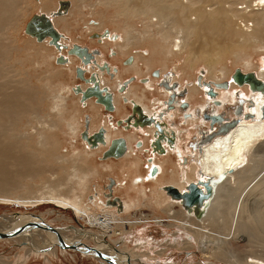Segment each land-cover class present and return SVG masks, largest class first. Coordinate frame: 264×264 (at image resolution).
Masks as SVG:
<instances>
[{"label":"bare ground","instance_id":"1","mask_svg":"<svg viewBox=\"0 0 264 264\" xmlns=\"http://www.w3.org/2000/svg\"><path fill=\"white\" fill-rule=\"evenodd\" d=\"M55 1L57 5L54 4ZM37 2L44 5V8L47 4L55 6L46 12L34 14L27 22L25 32L27 27L35 37L28 35L37 42L46 43L56 57L59 55L55 57L57 63H62L64 67L75 65L74 76L77 74L79 78L81 71L82 74L87 72L82 70L81 66L90 65L94 54L69 35L79 31L81 22H87L85 19L88 15L92 18L87 19L89 33L102 30L108 21L101 13L100 7H115L116 13L110 22L121 21L122 26H116V29L113 27L115 30H106L103 34L95 33L92 37L101 39L109 34L103 38L106 49H113L114 52L116 49L118 54L116 60L111 59L112 61L107 59V56H97L99 64L95 63L97 65L95 68L99 71L91 73L94 77L88 79L82 75L83 87L79 86L81 84L71 86L73 90L71 93L74 99H77L80 115L74 114L79 111L73 104L70 105L67 100L63 102L68 97L62 92L51 94L55 101L53 109L63 114L73 112L74 115L64 118L66 124L73 128L81 129L84 121L81 122L79 118L86 107L91 112L84 125L90 130L89 134L84 136L86 144L81 148L75 147L72 151L74 155L55 153L52 157L60 164L68 163V167L66 166L65 170L53 179L57 172L47 170L46 165L43 167L39 163H43L41 153L45 155L47 150L55 149L52 148L54 134L52 135L51 131L58 125V120L50 117V122H45L46 124L39 128L32 127L36 132L21 129L19 123L24 118H28L31 124L36 119L41 122L43 116L40 112L41 106L36 104L37 93L29 82L17 77L15 65L9 63L15 45L14 34L11 31L16 28L25 11L30 8V4L28 0H0V201L16 202L25 206L52 203L57 207L72 210L81 218L89 215V222L93 227L109 229L102 233L98 229L89 230L88 234L91 236H88V239L94 237L96 242L95 246H88L82 243L85 233L83 229L76 230L75 227L54 229L40 216L13 215L12 218L11 216L0 218V239L14 237L18 243H25L28 246L29 253L32 251L39 253L42 250L45 252L54 245V250L49 254H55L58 249L56 241L58 245L62 242L78 243L76 247L71 248L83 254L101 257L84 248L87 246L96 251H104L103 253L109 256L107 259L101 257L105 259L106 264H131V259L138 256L139 251H135L134 247L129 248V240L124 236L127 233L123 228L132 231L142 223L144 228L151 223L161 225L160 219L164 216L161 217L160 214L169 213L170 222L174 221L177 224L182 222V226H178L177 238L185 236V239L181 245H177L185 250L197 246L207 259L203 264H219L217 263L219 259L228 264H264V197L262 202L260 199L252 200L251 197L264 195V65L257 66L253 60L254 51L264 55V0H37ZM35 17L41 18L42 24L47 20L51 22L58 34L59 45L54 42V37L50 33L39 32L41 38H38V34L35 33L37 26L30 24ZM88 31L85 33L88 34ZM37 46L40 47V44ZM67 50L68 56H76L63 55H67ZM98 53L95 51V54ZM131 55L134 61L129 57L124 65V59ZM229 59H233L234 65H242L233 74L230 63L228 64ZM107 61L112 69L118 65L119 70L114 75H111L109 65L104 63ZM201 66L206 67V71L204 70L207 72L204 75L206 83H196V72ZM155 69L160 70V76L159 72H154V75L159 77H153L152 72ZM238 70L250 75L249 79H238L236 76ZM130 73L137 78H144V83L136 81L128 85L126 78ZM168 73H172L169 82L175 80H179L181 84L186 82L188 89L186 102L189 105L185 108L186 114L183 119L187 127H195L203 119V110L211 102L207 97L209 92L212 95L217 93L218 98L225 102L234 99L233 97L228 99L226 92L233 94V90L239 86L243 88L241 97L250 99L244 112L241 108L237 111L240 115L236 117L239 120L238 124L226 132L216 131L215 134L208 132L211 138L203 136L202 142L205 144L200 146V150L199 147L194 150L198 162L191 164L186 172L180 169L186 151L184 147L182 148L183 131L176 124L175 108L170 110L167 106V103L170 104V97L172 103L174 102L175 85L173 83L164 85L165 81L162 82ZM226 78L230 79V82L225 80ZM210 86L216 90L209 91ZM48 91L46 96L50 95ZM108 99L112 100L114 109L108 108ZM106 112L109 114L107 118ZM115 113H118L119 119L115 118ZM216 113L218 116V112ZM249 113L253 114L252 117H246ZM205 121L203 120L204 123ZM159 124L164 129L159 130ZM187 127L186 136H190L194 130L200 137L203 134L202 129L190 130ZM39 134L41 136L38 143L41 145L39 152L28 151L29 141ZM140 140L144 142L139 143ZM143 152L149 156L144 158ZM189 164L187 162L186 165ZM47 172L51 175L47 177L43 190L40 189L43 192L39 194L33 183ZM105 177L110 179L109 187L98 183L97 190H93L94 181ZM64 182H70L67 190L56 188ZM193 182L205 193H207L205 183L211 187L207 198L198 206L187 207L182 198L174 197L168 190L170 186H174L184 193ZM115 190H121L123 196H117ZM144 202L162 210L160 213L153 210L147 218H143V221L136 219L121 221L124 213L141 212L146 205ZM177 205L180 206L179 210H175ZM143 227L137 230L140 231L144 229ZM244 234L249 236L247 241L244 240L246 249L243 253H240L239 249L228 247L232 239L241 240ZM109 238L114 243L107 241Z\"/></svg>","mask_w":264,"mask_h":264},{"label":"rangeland","instance_id":"2","mask_svg":"<svg viewBox=\"0 0 264 264\" xmlns=\"http://www.w3.org/2000/svg\"><path fill=\"white\" fill-rule=\"evenodd\" d=\"M28 2L30 4L31 9L29 8L25 11V13L22 16L23 18L21 17L16 28H14L11 31L14 34L13 36L15 38L14 39L15 45H14V48L12 50V55H11V58L9 60V63H12L13 66L15 65L14 68H16V71L18 72L17 77L25 79L27 82H29L31 88L37 93L38 99L36 101V104H39L41 106L40 112H41V115L43 116V118L41 119L42 120L41 122L38 119H36V120L33 119L34 121L31 124H29L30 120L28 118H24L19 123V125L21 126V129H29L31 132H36V130L32 127H38L39 128L42 124H46L47 122H50L51 121L50 119L51 118L53 119V117H54V120L55 119H56V121L58 120V125L56 127H54L51 131V133L53 132L52 135L54 134L52 136V141H53L52 148H55L56 151H54L55 149L54 150L50 149V150L46 151L45 155H42V153H41L40 156L42 157L41 161L43 160V163H39V165H41L43 167H44V165H46L47 170H52V171L57 172V175H54V177H53V179H54L58 176V174H61L65 170L66 166L68 167V163L60 164V163L54 161L52 158L54 156V154L59 153V154L69 155V153H71L72 155H74V153L72 151H74L75 147L81 148V147H83V144H86L84 136H85V134H89V132H90V130H88L84 126V125H86V123L88 121L87 120L88 115L91 114L89 108L86 106H85L86 108L84 107L85 108L84 112L82 111L83 113L81 114V116L79 118L81 120V122L84 121L83 125L81 126V129L80 128H73L72 126L67 125L65 120H64V118L67 119L69 117V115L70 116H72L74 114L78 115V113L80 115V110H78L79 106H78L77 101H76L77 99H74L75 97L71 93V91H73V90H71V86L74 87L76 85H79L80 83H83V80H84L83 78L91 79L94 76L89 71H87L86 73H83V74H82L83 71H81L80 72L81 77L78 78L77 74L75 77L73 75V70H74L75 65H72L71 67H69V66L64 67L62 63H57L56 58L58 56L56 57L54 52H50L51 50H50V48H48V46H46V43H40V42L35 41L32 38L33 35L27 30V27H26V32H25V26H26L27 22H29V20L32 18V16L34 14H38V13H41L43 11L46 12L50 9H53L52 6L57 5V1H55V3H54L55 5L54 4H47V6L45 8H44V5H42L41 3H38L37 0H28ZM69 6H70V3H69ZM100 8L102 9L101 13L105 15V17H106L105 19H106V21H108V24L104 27L105 29L102 28V30L95 31V32H92L90 34L88 31V26L86 24H87L88 20L89 19L91 20L92 18L88 15V17L85 19L87 22H81V24L79 26L80 28L78 29L79 31L75 32L74 34L69 35L73 39L76 38L75 40L77 43L79 42V44H82V45H87V46L89 45V47L96 49L94 51H99V52L102 49L105 50L106 45L105 44L101 45L102 42H100V41L102 38L101 39L93 38L92 35L95 33H98V32H103V31L105 32L106 30L112 31V30L116 29L115 28L116 26L117 27L122 26L121 21H119L117 23L116 22H114V23L110 22V20L114 17V15L116 13L115 7L114 8H112V7H100ZM68 10H69V7H68ZM81 25H83V27ZM117 30H120V29H117ZM86 31H88V34L85 33ZM83 33L85 35H83ZM28 34H30L32 36H30ZM33 37H35V36H33ZM95 39H96V41H95ZM34 41L36 43H34ZM42 41H44V40H42ZM39 44H40L41 48L39 46H37ZM48 44L51 47L50 43H48ZM51 44H53V43L51 42ZM107 46H109V45H107ZM113 48L115 49V47H113ZM110 51H112V53L114 52L113 49H110ZM255 52H257V53L255 54ZM112 53H109V54L113 55ZM253 60H254L255 64H258L257 66L260 65V67H263L264 55L259 53V51H254V59ZM14 63H16V64H14ZM228 64L232 68V70H231L232 74L237 68L242 67L241 64L234 65L233 59H229ZM77 66H80V65H77ZM156 67H158V66H156ZM76 69H77V67H76ZM81 69L85 70V67H82ZM199 70L196 72L197 73L196 83H201V82L206 83V80L204 79V75L207 74V72H204V70L206 71V67L201 66ZM156 71L159 72V75L161 74L160 70L155 69L152 72L153 77H158V76L154 75V72H156ZM75 73H76V70H75ZM120 73L122 74V72H120ZM131 74H133V73H130L127 75V76L130 75V78L126 81L128 85H129V83H132L134 81V78H132L133 75H131ZM82 75H83V78H82ZM171 77H172V73L166 74V76L162 79V82L171 79ZM138 79H141V78H138ZM225 80H228V78H226ZM228 81L230 82V79ZM207 82H209V81H207ZM138 83H140V82H138ZM143 83H141V84H143ZM171 83H174V85H175V88H173V89L176 92H179V93H177L179 95L173 97L174 102L173 103L171 102L169 105L174 106L175 112L177 113L175 115L176 124L179 125L183 131V140H182L183 146H182V148L184 147L183 149H186L184 156H185V158L188 157V163H190V164H189V166H187L185 163H182V166H180L181 167L180 169H181V171L186 172L187 169L191 167V164H193L194 162H197L196 157L194 156L195 151H193V150H195L197 148V146L199 144H201L203 139H204L202 137V135H201V137H202L201 138L200 134L198 132H196L194 129H197V130L205 129V130H208V132H210V133L213 132V134H215V132L218 130V128L220 126V124L218 122H216L215 125L212 126L211 120L206 117L207 114L210 116H213V115H217L216 112H218V115H221L223 117V122H227L229 120L236 119V117L238 115V113H237L238 109L241 108V111L244 112L246 110L247 105L250 103L249 102L250 99L247 100L246 97H243V96L241 97V94H242L241 89H243V88H240L237 85L238 88L233 90L234 91L233 94H230V92H226L228 99L230 97H233L234 99H231V100L229 99V100H226L225 102H222V99L218 98L217 93L212 95V93L209 92L210 90H213V91L216 90L215 87L210 86V88L208 87L209 93L207 94V97H208L209 101H211V102L208 103L209 105L206 108L207 110L206 109L203 110V113H202L203 119H201V122L198 125H195V127H192V126L187 127V124L185 123V120L183 119L184 114H186V110H185V107L182 105V103L187 100L186 96H187L188 89L186 88V82H183L181 84V82L179 80H175L174 82H169L168 84L171 85ZM121 84H123V83H121ZM79 86L81 87V85H79ZM123 87H125V86H123ZM117 90H118V92H120L119 88H117ZM46 91L50 92V95L46 96ZM124 91H125V88H124ZM54 92H62L65 97H68L67 99H64L63 102H66V100H67V102L70 105L73 104L76 107V110L79 112H75L74 114H72L73 112L71 114L67 113L68 114L67 115L66 113L63 114L62 112H57L55 109H53L55 101L53 100V97L51 94ZM47 97H49V98H47ZM151 97L154 98V96L152 94H151ZM210 97H211V99H210ZM212 98H213V100H212ZM169 100H171V97ZM216 101H219V102H216ZM220 101H221V103H220ZM78 103H79V101H78ZM159 105H160V103H159ZM167 106H168V103H167ZM66 109H68V108L66 107ZM214 110H215V113H214ZM130 111H131V109H130ZM172 111H174V109ZM115 114H114L115 118L119 119L120 116L118 115V113L116 115ZM51 115H53V116H51ZM108 115L109 114L106 112L105 118H107ZM238 116H240V115H238ZM203 120H207V121H205L206 123H204ZM222 124L223 123H221V125ZM103 125H104V123H103ZM185 127H187L190 130H194V132L191 133L190 136H186V132H187L186 130L187 129ZM158 128L160 130L163 127L161 124H159ZM142 135H144V133H142ZM40 141H41V136L39 134L36 137H34L31 141H29L30 148L28 151H32V150L37 151L38 150V152H39V150L41 148L39 146H41V145L38 143ZM143 142H144L143 140L139 141V143H143ZM143 153H144L143 156L145 158L147 156V153L146 152H143ZM186 161H187V159H186ZM52 171H50V172H52ZM50 172H47V173L40 175V177H38L34 181L33 184L35 185L34 186L35 189L39 190L37 193L40 194L41 192H43L42 187L45 185L44 183H45L47 177L51 175ZM30 182L32 184L31 180H30ZM94 182L95 183H93V187H94L93 190H97L98 183L103 184V185H107V187H109L110 179L108 177H105V179H97ZM28 183H29V181H28ZM42 183H43V185H42ZM25 184H26V181H25ZM69 185H70V182H64L63 184H61L59 187H56V188L67 190ZM46 188L50 189L49 187H46ZM113 188H115V187H113ZM40 189H42V190H40ZM91 191H92V189L90 190V192ZM258 191H259V188H258ZM115 194L117 196H123V192L121 190H118V191L115 190ZM251 197H252V200L258 201L260 199V201L262 202L263 201L262 198L264 197V195H252ZM179 209H180V206L177 205L175 207V210H179ZM153 210L154 211L156 210L157 213H160V211L162 209H159L158 207L157 208L153 207V206L149 205V203H148V205L144 206V208L142 209L141 212L140 211H133L131 213L129 212L128 214L124 213L123 217H122L123 219L121 221H125L128 219H136V220L143 221V218L144 219L147 218ZM26 214H29V215L32 214L35 216H40L42 218V220L47 223L48 226H50L54 229L55 228L56 229H63V228H67V227H75L76 230H79V229L85 230L84 231L85 232L84 238H83L84 242H82V243L85 245H88V246H95V242H96V239H94V237L93 238L91 237V239H88V236L89 237L91 236L88 234V233H90V231L98 229L102 233V232H104V230L107 231L109 229V228H105V227H103V228L93 227L89 222V215L81 218V217L76 216L72 210L57 207L56 205H53L52 203H44V204H41L38 206L37 205L25 206V205L18 204L16 202L15 203H5V202L0 201V218L9 217V216H11V218H12L13 215L21 216V215H26ZM160 216L161 217L164 216L163 220L160 221L162 223L161 225H156L154 223H151V224L145 225V228H144L143 227L144 223H142V225L139 224L137 227L133 228L132 231H129L127 228H123L126 230V233H127L126 235L124 234V236H126L129 240V245H130L129 248L134 247L135 251H139V255L134 257L133 259H131V264H199V263L203 264V263H206L207 259L203 256V254L201 253L200 249L197 246L193 247L190 250H185V249L179 247V245H181L183 243V241H184L183 239H185L184 238L185 236H183L182 238H177V234H178L177 232L179 231L178 226H182V222H179L178 224H177V222H174V221L169 223L168 222V220H169L168 214H160ZM115 224H119V222H115ZM176 224H177V226H176ZM139 227H141V228L143 227L144 229H141L140 231H138L137 229ZM80 233H82V232H80ZM252 235L253 234H251V236ZM248 236H249V234H244L241 236V240L232 239L231 244L228 245V247L232 248V249H239L238 251L240 253H243L244 249H246L245 248L246 243L244 240L247 241ZM54 239H52V240H54ZM97 239H98V237H97ZM107 241L114 243L113 241H111L110 238L107 239ZM79 242H81V241L79 240ZM56 243H57L58 249H57V252L55 254H49L50 252H52L54 250V248H55V247H53L54 245L51 246L49 249H46L47 251H45V252H44V250H42L39 253L33 252V251L29 253L28 248H27L28 246H26L25 243L24 244L18 243L17 240L14 239V237L13 238H11V237L1 238L0 239V264H106L105 259H102L99 256H96V255L94 256L92 254H83L81 251L72 249L71 247L63 248L62 246H60V244L58 245L57 241H56ZM104 244H105V242H104ZM177 244H179V245H177ZM51 245H52V243H51ZM25 247H26V249H25ZM102 252H104V251H102ZM217 263L228 264L225 261L220 260V259L218 260Z\"/></svg>","mask_w":264,"mask_h":264},{"label":"water","instance_id":"3","mask_svg":"<svg viewBox=\"0 0 264 264\" xmlns=\"http://www.w3.org/2000/svg\"><path fill=\"white\" fill-rule=\"evenodd\" d=\"M41 22H42V20L39 17H35L34 19H32L30 21V24H32V26H37V30L38 31L35 30V33L38 34V38L39 39L41 38V34L39 32H41V33H50L54 37L53 38L54 42L57 45H59V43L57 41L58 40V34L55 32L51 22L48 21V20L46 22H44L43 24ZM236 76H237L238 79L246 80V79H249L250 75L249 76L245 75V74H243L242 72H240L238 70ZM95 92H96V90H95ZM91 93H92V91H91ZM171 100H170V103L172 102ZM107 101H108V108L109 109H114V105L112 103V100L108 99ZM252 115H253L252 113H249V114H246V117H252ZM206 117L211 120V125L212 126H214V124L216 122L223 123L222 125L219 126V128L217 130V132H219V133L226 132L228 129H230L232 126L238 124V122H239L238 119H232V120H229L227 122H221L223 120V117L222 116H216V115L210 116V115L207 114ZM207 137L211 138L212 136L209 134ZM112 152H114V150H112ZM205 187L207 189V193H205L202 190V188H200L199 185L194 183V182L191 183L188 186V191L184 192V193L180 192L179 189H177L174 186H170L168 188V190L174 197L182 198L183 201H184V204L187 207H190V206H194V205H196V206L201 205L203 203L204 199L207 198V196L209 195L208 193L211 191V187H210V185L208 183H205ZM4 236H8V235H4ZM77 245H78V243L66 244V243L62 242L60 246H62L63 248H68V247H76ZM84 248H87L90 251L94 252L95 254L100 255L102 258L107 259V257H109L106 254H104L102 251H96L94 249H91L88 246L84 247ZM112 262H114V261L112 260Z\"/></svg>","mask_w":264,"mask_h":264},{"label":"flooded vegetation","instance_id":"4","mask_svg":"<svg viewBox=\"0 0 264 264\" xmlns=\"http://www.w3.org/2000/svg\"><path fill=\"white\" fill-rule=\"evenodd\" d=\"M60 32V31H59ZM104 32V31H103ZM103 32H98V33H100V34H103ZM110 33V32H109ZM62 34V33H61ZM106 36H109V34L108 35H106ZM105 36V37H106ZM105 37H103V38H105ZM103 38L101 39V41L100 42H102L103 44H104V42H103ZM47 39H49V40H52V39H50V38H47ZM62 40V39H61ZM96 40V39H95ZM62 43V42H61ZM102 43H101V45H102ZM75 44H77V43H75ZM74 45V44H73ZM73 45L71 46V47H73ZM79 45H81V46H83V47H86L87 45H82V44H79ZM63 46V45H62ZM71 47H67L68 49H70ZM87 48H88V50H89V52H92L93 54H94V59H93V61H92V63L90 64V65H88V66H85L84 64H82V61H81V59H79V57H78V61L79 62H81V64H82V67H85V70H87V71H89V72H94V71H99L98 69H96L97 68V65L95 64V63H98L99 64V62L97 61V56H103V57H106L107 59H109L110 61H112V60H116V55L118 54V51L115 49V52H113L112 54L114 55H110L109 53H110V50H109V48H107V49H105V50H103L104 51V53L105 52H107V53H103V51L102 50H100V52L98 53V54H95V51L94 50H96V49H94L93 50V48H91V47H88L87 46ZM106 48V47H105ZM80 49H81V47H80ZM80 49H77L78 51H81ZM75 50H76V48H75ZM61 54H63V53H61ZM63 55H65V56H68V50H67V55L66 54H63ZM108 55L110 56V58H108ZM59 56V55H58ZM71 56H76V55H70V56H68V57H71ZM115 57V58H113V57ZM128 57H132L133 58V61H134V57L131 55V56H127L126 58H128ZM125 58V59H126ZM112 59V60H111ZM124 59V65H125V61L127 60H125ZM97 61V62H96ZM104 63H107L108 65H109V67L111 68V71H110V73H111V75H114V73L115 72H117L119 69H118V65H116L113 69H112V67H111V64L110 63H108V61L107 62H104ZM116 64V63H115ZM102 65V64H101ZM119 65H120V61H119ZM126 65H129V64H126ZM86 67H89L90 69H93V70H90V69H87ZM96 67V68H95ZM95 68V69H94ZM159 70V69H158ZM76 74V73H75ZM132 75V74H131ZM160 76V75H159ZM158 76V77H159ZM75 77H76V75H75ZM130 78V75L126 78V80H128ZM132 78H134V81L132 82V83H134V82H140V83H143L144 82V78H141V79H138L137 78V76H135V75H133V77ZM170 80V79H169ZM166 83H164V85H170V84H168L169 83V81L167 80V81H165ZM81 84V86L84 84V82L83 83H80ZM174 84V83H173ZM172 85V84H171ZM87 86V85H86ZM83 87V86H82ZM173 87V86H172ZM177 90V89H176ZM177 93H179V92H174V96H177V95H179V94H177ZM173 95V94H172ZM171 95V96H172ZM94 99V98H93ZM95 100V99H94ZM88 101V100H87ZM96 101V100H95ZM168 101V100H167ZM182 105L185 107V108H188V105H189V103L188 102H183L182 103ZM168 107H169V109L171 110L172 108H174V106L172 107V106H169L168 105ZM164 112V111H163ZM161 113L162 115L164 114V113ZM160 116V118H162L163 116ZM185 115V114H184ZM218 116H220V115H218ZM156 118V117H155ZM157 119V118H156ZM88 120V119H87ZM157 121H160V120H158L157 119ZM207 121V120H206ZM210 121V120H209ZM161 122V121H160ZM221 122H223V120L221 121ZM210 123V122H209ZM218 123H220V122H218ZM161 124H162V122H161ZM155 127V126H154ZM163 127V126H162ZM164 129V128H163ZM155 131H156V129H155ZM155 131H154V133H155ZM202 132H203V134H202V137L205 135L206 137L210 134V133H208V131H206L205 129H202ZM154 133H153V135H154ZM176 134V133H175ZM212 134V133H211ZM152 135V136H153ZM150 137V136H149ZM155 137V136H154ZM201 137V138H202ZM153 140V138L152 139H150V141H152ZM139 142V141H138ZM137 142V143H138ZM137 143H136V145H137ZM127 144H128V142H127ZM205 143L204 142H202L201 144H199L198 146H197V148L199 147V150L201 149V147H202V145H204ZM201 146V147H200ZM139 147H141V146H139ZM196 148V149H197ZM194 151V150H193ZM148 155V154H147ZM149 156V155H148ZM147 156V157H148ZM163 156V155H162ZM194 156L196 157V155L194 154ZM146 157V158H147ZM186 159H187V161H186ZM197 160V162H198V159H196ZM187 162H188V157H186L185 159H184V162H182V163H185V164H187ZM154 165H156V164H154ZM157 166V165H156ZM158 167V166H157ZM152 168V166L149 168V170ZM159 168V167H158ZM158 175V174H157Z\"/></svg>","mask_w":264,"mask_h":264},{"label":"crops","instance_id":"5","mask_svg":"<svg viewBox=\"0 0 264 264\" xmlns=\"http://www.w3.org/2000/svg\"><path fill=\"white\" fill-rule=\"evenodd\" d=\"M213 133V132H212ZM145 203V202H144ZM146 205H148V203H145ZM143 208H144V206H143ZM166 213V212H165ZM169 214V213H168ZM172 216V215H171ZM160 220H163V218H161ZM168 222H170L169 220H168Z\"/></svg>","mask_w":264,"mask_h":264}]
</instances>
